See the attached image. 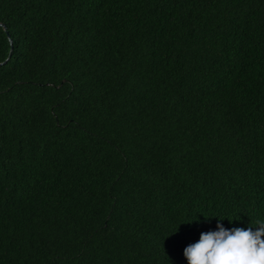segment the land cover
I'll use <instances>...</instances> for the list:
<instances>
[{"label":"trees","instance_id":"trees-1","mask_svg":"<svg viewBox=\"0 0 264 264\" xmlns=\"http://www.w3.org/2000/svg\"><path fill=\"white\" fill-rule=\"evenodd\" d=\"M0 23V264H188L264 221V0H0Z\"/></svg>","mask_w":264,"mask_h":264},{"label":"clouds","instance_id":"clouds-1","mask_svg":"<svg viewBox=\"0 0 264 264\" xmlns=\"http://www.w3.org/2000/svg\"><path fill=\"white\" fill-rule=\"evenodd\" d=\"M222 220V219H221ZM188 264H264V221L256 226L201 233L200 239L184 250Z\"/></svg>","mask_w":264,"mask_h":264},{"label":"water","instance_id":"water-1","mask_svg":"<svg viewBox=\"0 0 264 264\" xmlns=\"http://www.w3.org/2000/svg\"><path fill=\"white\" fill-rule=\"evenodd\" d=\"M0 25L3 26V27L6 29V26H5L4 24H1V23H0ZM5 62H6V61H5ZM5 62L0 63V65H3Z\"/></svg>","mask_w":264,"mask_h":264}]
</instances>
